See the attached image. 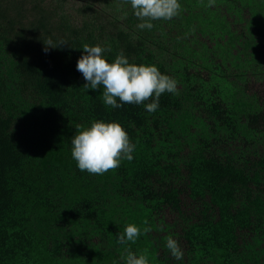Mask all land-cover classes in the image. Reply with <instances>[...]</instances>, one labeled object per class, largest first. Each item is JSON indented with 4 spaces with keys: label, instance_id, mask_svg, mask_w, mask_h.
<instances>
[{
    "label": "trees",
    "instance_id": "16d2710c",
    "mask_svg": "<svg viewBox=\"0 0 264 264\" xmlns=\"http://www.w3.org/2000/svg\"><path fill=\"white\" fill-rule=\"evenodd\" d=\"M0 264H264V0H0Z\"/></svg>",
    "mask_w": 264,
    "mask_h": 264
},
{
    "label": "rangeland",
    "instance_id": "374dc122",
    "mask_svg": "<svg viewBox=\"0 0 264 264\" xmlns=\"http://www.w3.org/2000/svg\"><path fill=\"white\" fill-rule=\"evenodd\" d=\"M70 4H71V7H72L73 14L78 15L77 13H79V14L81 13L80 9H81L82 4H83L81 1L80 2H78V1H75V2L71 1ZM78 16H80V15H78Z\"/></svg>",
    "mask_w": 264,
    "mask_h": 264
}]
</instances>
